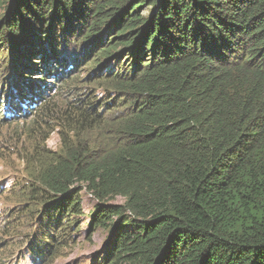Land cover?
Listing matches in <instances>:
<instances>
[{"label":"trees","instance_id":"trees-1","mask_svg":"<svg viewBox=\"0 0 264 264\" xmlns=\"http://www.w3.org/2000/svg\"><path fill=\"white\" fill-rule=\"evenodd\" d=\"M0 6V121L63 134L24 159L32 197L52 203L27 237L36 259L74 240L86 191L109 232L97 264H264V0ZM95 82L126 98L120 123Z\"/></svg>","mask_w":264,"mask_h":264},{"label":"rangeland","instance_id":"rangeland-1","mask_svg":"<svg viewBox=\"0 0 264 264\" xmlns=\"http://www.w3.org/2000/svg\"><path fill=\"white\" fill-rule=\"evenodd\" d=\"M140 9L142 15H147L150 12L148 6L143 5ZM2 12L3 8L0 6V14ZM4 57H7V53L0 51V61ZM9 76H14V69ZM7 80L11 82L9 77ZM105 86V83L95 82L86 87L94 94V99L96 102L98 101V104L106 102V107L100 113L105 116L104 119L106 118V121L112 123L118 120L120 123L121 118L119 117L126 115L128 110L126 108L128 105L125 103L126 98L120 93H111L109 98ZM7 92L1 99L2 103L8 94L12 93L11 91ZM99 128L102 131H108V128L103 126ZM60 129V127L56 128L43 142V135H34V131L29 130V125L21 121L17 124L0 121V264H42V261L36 259L29 250L27 237L32 229H36L35 233L41 230L42 227L40 228L38 219L41 220L40 217L43 216L46 209L52 206V203H44L32 197L37 190L34 189L29 176L30 166L25 165L24 159L26 155L33 153V149L37 146L41 147L43 144L44 147L40 151L43 149L51 152L60 151L63 143V134ZM85 136L97 140L99 130L87 132ZM20 149H22V154ZM83 187L81 186L79 189H83ZM85 192L78 195L81 214L73 219L76 222L75 228L78 225L77 232L73 231L72 234L74 240H72L73 237L71 239L67 237L66 242H61L58 252L51 262L46 264H97L105 258L109 246V232L101 226L93 225L90 214L93 196ZM111 202L120 204L123 199L115 197ZM32 214L34 215L32 216ZM68 230L66 229L67 233H69Z\"/></svg>","mask_w":264,"mask_h":264}]
</instances>
